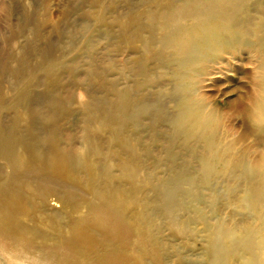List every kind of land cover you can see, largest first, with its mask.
<instances>
[{
    "label": "bare ground",
    "instance_id": "6f19581e",
    "mask_svg": "<svg viewBox=\"0 0 264 264\" xmlns=\"http://www.w3.org/2000/svg\"><path fill=\"white\" fill-rule=\"evenodd\" d=\"M100 10L108 50L126 57L87 68L106 94L76 107L81 135L62 129L69 104L46 118L45 149L28 141L38 68L12 88L0 264H264V0H106ZM43 56L48 86L74 73Z\"/></svg>",
    "mask_w": 264,
    "mask_h": 264
},
{
    "label": "rangeland",
    "instance_id": "374dc122",
    "mask_svg": "<svg viewBox=\"0 0 264 264\" xmlns=\"http://www.w3.org/2000/svg\"><path fill=\"white\" fill-rule=\"evenodd\" d=\"M97 1H101L100 6L96 5ZM105 2L106 0H0V126H10L14 121L15 113L7 110L6 105L12 97V88L17 80L26 75L27 65L38 68V80L32 89L33 97L29 105L34 112V126L32 129L23 128L22 133L37 147H47L43 141L49 131L46 118L54 107H67L70 104L76 109L91 94L104 98L106 91L99 82L91 80L87 68L105 70L110 57L116 58L119 63L126 57L122 52L110 53L105 25L96 22L101 16H105L100 10ZM86 20L92 26L87 34L80 31L78 26ZM85 35L96 45L92 52H88L85 47ZM44 54L52 60L69 64L68 66L74 64V73L63 68L57 74L58 84L48 86L43 67L49 59L44 58ZM117 77L123 86V79L121 76ZM224 99L221 96L219 100ZM21 107L24 110L25 106ZM82 117V112L76 109L69 121H62V129L81 135ZM79 141L76 140L77 145H80ZM1 170L8 171L3 160H0ZM32 181L42 183L34 179ZM155 196L151 189L144 193L146 198L154 199ZM151 205L150 211L155 216L159 212L153 202ZM157 217V222L163 224L162 217ZM161 231V239L167 244V248L171 245L178 247V242L173 241L167 228L163 227ZM199 253V250L186 252L192 254L193 258L200 256Z\"/></svg>",
    "mask_w": 264,
    "mask_h": 264
}]
</instances>
